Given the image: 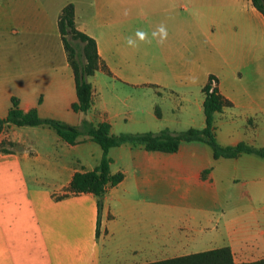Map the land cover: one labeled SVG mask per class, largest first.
<instances>
[{"label": "crops", "instance_id": "crops-1", "mask_svg": "<svg viewBox=\"0 0 264 264\" xmlns=\"http://www.w3.org/2000/svg\"><path fill=\"white\" fill-rule=\"evenodd\" d=\"M249 1L95 0L84 17L72 1L0 0V119L16 98L23 112L72 126L108 123L113 135L202 130L203 88L212 75L231 103L215 115L218 142L264 149V16ZM70 3L102 63L88 78L86 115L73 108L75 74L59 30ZM150 9L167 15L162 64L144 58L135 36L140 11ZM8 143L17 147L0 151V264H150L195 254L204 243L201 252L230 247L236 264L264 259L244 255L264 249L262 157L216 159L200 141L175 153L114 147L110 172L124 178L107 189L99 213L92 193L58 198L76 173L100 165L99 144L15 125L0 134V145Z\"/></svg>", "mask_w": 264, "mask_h": 264}, {"label": "trees", "instance_id": "trees-1", "mask_svg": "<svg viewBox=\"0 0 264 264\" xmlns=\"http://www.w3.org/2000/svg\"><path fill=\"white\" fill-rule=\"evenodd\" d=\"M253 7L264 16V0H251ZM59 30L68 55L69 63L75 74L76 91L78 101L74 105L77 113L88 114L93 105V86L88 78L93 76L101 68V60L96 41L77 29L75 22V6L68 4L60 15ZM79 41L82 46L73 44ZM217 79L210 76L204 86L205 95L203 109L206 119V127L202 130L188 129L178 134H171L165 130L160 133H137L113 135L108 123L94 124L88 119H83L81 125L72 126L63 121L43 118L36 109L23 112L19 106V100L12 99V106L6 118L0 119V134L11 125L24 126H48L54 129L66 142L76 144L81 137H89L99 144L103 150L100 165L91 172L76 173L69 188L68 194L92 193L98 201L99 213L103 208V199L110 187L117 186L124 178L123 174L112 175L110 166L112 159L109 157L110 149L122 145L142 147L147 151L163 153H175L184 142L200 141L208 144L218 158H237L242 154H253L264 158V149L255 148L247 144L237 146H222L216 135L215 115L222 112L231 103L218 91ZM17 147V144H1L0 151L8 153L6 146ZM100 225V222H99ZM150 264H236L230 247L199 252L187 256L177 257L165 261ZM242 264H264V259Z\"/></svg>", "mask_w": 264, "mask_h": 264}, {"label": "rangeland", "instance_id": "rangeland-1", "mask_svg": "<svg viewBox=\"0 0 264 264\" xmlns=\"http://www.w3.org/2000/svg\"><path fill=\"white\" fill-rule=\"evenodd\" d=\"M65 1V0H63ZM67 1H72L74 3H77V5L84 9V17H87L90 7H93L95 4V0H67ZM245 3H249V0H240ZM155 12L154 10L150 9L149 11H140V16H139V29L144 30L148 33V41H140V49L141 53L143 54L144 51H146V55H144V58L148 60H152L153 62L160 63L162 64L164 62V58L162 55L161 46L163 44H166V40L163 42L159 41V38L153 39L151 36V33L155 31L160 25H164L167 28V15L166 14H161L160 15H154ZM182 11L179 10V13ZM150 41V42H149ZM73 44H77L79 46H82V44L79 41H72ZM161 105V106H160ZM159 107H162L164 111V115H167V108L164 103L158 104ZM222 211H220L221 213ZM226 212V210H225ZM219 213V215H220ZM170 223L167 221V234L169 232L170 228ZM175 236L174 235H167V244L172 243L174 240ZM104 243V242H103ZM106 246V245H105ZM208 246L204 243L203 245H200L198 247H195L196 250H190V253H197L198 251H203L207 248ZM107 248V247H106ZM245 257L249 259H255V258H260L264 257V249H254V250H246L244 251Z\"/></svg>", "mask_w": 264, "mask_h": 264}, {"label": "clouds", "instance_id": "clouds-1", "mask_svg": "<svg viewBox=\"0 0 264 264\" xmlns=\"http://www.w3.org/2000/svg\"><path fill=\"white\" fill-rule=\"evenodd\" d=\"M135 36H136V38L139 41H148V33L146 31H144V30L137 29V31L135 33ZM151 36H152L153 39L159 38V41L160 42H163L164 40L167 39V36H168V32H167L166 26L160 25L155 31H153L151 33ZM127 44L129 46H131V47H137L136 40H134L131 37H129L127 39Z\"/></svg>", "mask_w": 264, "mask_h": 264}]
</instances>
